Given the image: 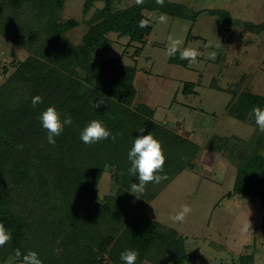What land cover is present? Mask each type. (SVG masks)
<instances>
[{"label":"trees","instance_id":"obj_1","mask_svg":"<svg viewBox=\"0 0 264 264\" xmlns=\"http://www.w3.org/2000/svg\"><path fill=\"white\" fill-rule=\"evenodd\" d=\"M117 1L122 0H84V16L93 8V3L102 2L103 6L84 21L87 30L79 45L67 37V32L79 22L60 23L63 0H3L1 5V35L30 54L0 87V223L12 235L0 247V258L10 255L14 258L13 264H21L22 256L29 251L36 252L42 264H124L120 256L126 250L139 253L136 264H183L187 258L177 232L148 220L139 202L125 191L118 197L120 203L114 200L120 205L117 210L123 212L121 218L105 209L107 217H99L103 224L99 234L90 223L95 221L91 216L96 218L97 214L92 208L101 209L95 201L97 178L93 181L90 170L100 173L103 161L122 167L125 177L130 179L125 185L129 191L132 183H138V178L129 173L131 162L128 160L137 136L151 132L161 142L166 157L163 173L158 174H166L167 179L159 184L149 183L143 193L135 194L147 200L153 199L183 172L187 161L199 152L192 142L173 136L165 126L155 123L152 107L137 100L135 68L121 64L120 57L91 63L92 53L110 50L108 34L144 44L152 32L144 12L182 17L186 14L185 8L167 0L163 5L156 0H143V3L128 0L131 2L128 6L113 9ZM188 62L180 59V52L168 59L170 65L182 67H187ZM78 72L84 74L83 78ZM194 86L184 83L181 93L195 95ZM35 96H40L42 103L34 108L31 101ZM99 100L104 103L95 108L93 105ZM133 105L135 108L130 109ZM49 106H55L62 114L61 119L64 113L73 118L71 126H65L64 132L55 138L54 145L47 142V132L39 119ZM254 106L264 109V97L241 92L233 96L227 113L258 128L252 111ZM93 119L101 121L116 135L115 141L109 138L84 144L81 131ZM141 128L145 129L143 133L139 132ZM28 134L31 136L27 137ZM241 146L235 138H218L209 151L214 154L228 150L231 161ZM36 147H40L38 152ZM261 148L254 139L247 142L246 153L236 163L232 194L249 201L264 199ZM52 192L60 195V205L48 210L46 196ZM18 193H39L41 201L44 200L41 202L43 216L36 211L27 216L19 212L14 204ZM232 194L227 193L225 197ZM84 198L88 200L86 205L81 203ZM78 205L82 206L81 216L77 214ZM123 216L132 217L128 224ZM114 222L117 228L109 227ZM17 250L22 254L20 258L16 257ZM251 262V256L242 257L241 264Z\"/></svg>","mask_w":264,"mask_h":264},{"label":"rangeland","instance_id":"obj_2","mask_svg":"<svg viewBox=\"0 0 264 264\" xmlns=\"http://www.w3.org/2000/svg\"><path fill=\"white\" fill-rule=\"evenodd\" d=\"M63 1L60 23L79 22L67 32V37L79 45L87 30L84 21L103 3H95L93 10L84 16V0ZM168 1L184 7L186 14L179 17L144 12L146 23L152 28L144 44L130 43L127 37L108 34L110 50L92 53L91 63L120 57L121 64L135 68L137 100L152 107L155 123L165 126L173 136L192 142L199 152L187 161V168L151 200L131 194L125 187L130 181L124 175L125 170L103 161L100 173L90 170L93 181L97 178L95 201L100 194L104 199L96 201L101 209L92 208L97 214L94 215L96 218L91 216L95 221L90 223L99 234L103 228L99 217H107L105 209L121 218L123 212L117 210L120 205L115 201L120 203L118 197L125 191L139 202L140 210L148 220L165 230L177 232L187 254L183 264H241L242 257L247 256L252 258L250 264H264V199L249 201L232 194L236 163L246 153V144L251 139L264 151V132L227 113L233 96L241 92L264 97V29L261 28L264 25V0ZM2 3L0 0V8ZM130 3L128 0L117 1L112 8L121 9ZM169 37L181 42L177 52L196 49L199 52L196 61H189L187 67L170 65ZM29 55L0 33V87ZM78 73L83 78L84 74ZM184 83H193L196 95H183ZM134 108L135 105L130 106V109ZM218 138H235L239 146L242 145L235 153V160L232 159L234 162L230 161L228 150L214 154L209 151ZM39 149L36 147L37 152ZM227 193L232 195L225 197ZM17 195L14 204L19 212L27 216L36 211L43 216L41 202L44 200L41 201L39 193ZM46 197L48 210L58 208L60 195L52 192ZM81 201L88 204L86 198ZM185 205L191 207V213L182 223H173L169 217ZM77 209L80 215L82 206L78 205ZM123 217L125 224L132 218ZM246 223H250V227L244 232ZM109 227L117 228V222ZM13 262L10 255L0 258V264Z\"/></svg>","mask_w":264,"mask_h":264},{"label":"clouds","instance_id":"obj_3","mask_svg":"<svg viewBox=\"0 0 264 264\" xmlns=\"http://www.w3.org/2000/svg\"><path fill=\"white\" fill-rule=\"evenodd\" d=\"M160 5H163L164 0H156ZM137 3H143V0H137ZM141 27L144 26V22H141ZM170 46L167 49L169 57L175 56L179 50L180 41L174 40L169 37ZM199 56V52L196 49H184L180 52V59L189 60L195 62ZM32 106L35 108L38 104L42 103L40 96L32 98ZM104 100H99L98 103H94L95 108H99ZM253 114L255 116V123L261 132H264V109L254 106ZM61 113L55 108V106H49L44 110L39 119L42 123L43 129L47 132V142L49 144L56 143V137L60 136L65 126H71L73 118L70 114L64 113L63 119H61ZM144 128L139 129V132L143 133ZM111 138L113 141L116 139V135L113 133L99 120H91L88 125L81 131L80 139L86 145L98 143L103 140ZM22 147V146H20ZM128 160L131 162L129 173L132 176L138 178V183H132L129 192L131 194L143 193L145 186L149 183L159 184L163 180L167 179V175H160L163 173L164 164L166 157L161 142L154 138L149 132L147 135L137 136L134 140L133 146L128 152ZM99 199L103 201V196L100 194ZM192 211L190 206H183V208L176 214L171 215L169 219L173 223H182L186 216ZM250 223H246L243 226V231L249 230ZM12 238L11 232H9L2 223H0V247L8 243ZM21 252L16 251V257H21ZM139 253L135 250H126L121 253L120 259L124 264H136ZM21 264H42L38 258V254L34 251H29L27 254L22 256Z\"/></svg>","mask_w":264,"mask_h":264},{"label":"crops","instance_id":"obj_4","mask_svg":"<svg viewBox=\"0 0 264 264\" xmlns=\"http://www.w3.org/2000/svg\"><path fill=\"white\" fill-rule=\"evenodd\" d=\"M168 1V0H167ZM95 3H98V2H95ZM95 3H93V7H94V4ZM102 8V7H101ZM100 9V8H99ZM91 10H93V8L91 9ZM96 10V9H95ZM194 92H195V90H193ZM195 95H196V92H195Z\"/></svg>","mask_w":264,"mask_h":264},{"label":"water","instance_id":"obj_5","mask_svg":"<svg viewBox=\"0 0 264 264\" xmlns=\"http://www.w3.org/2000/svg\"><path fill=\"white\" fill-rule=\"evenodd\" d=\"M96 201L99 202V196H97Z\"/></svg>","mask_w":264,"mask_h":264}]
</instances>
